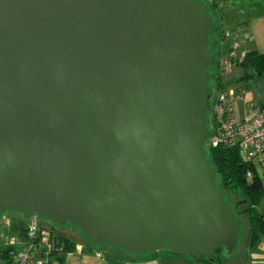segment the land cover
I'll use <instances>...</instances> for the list:
<instances>
[{
  "label": "water",
  "instance_id": "1",
  "mask_svg": "<svg viewBox=\"0 0 264 264\" xmlns=\"http://www.w3.org/2000/svg\"><path fill=\"white\" fill-rule=\"evenodd\" d=\"M212 26L200 0H0V221L231 256L247 206L206 149Z\"/></svg>",
  "mask_w": 264,
  "mask_h": 264
},
{
  "label": "built area",
  "instance_id": "2",
  "mask_svg": "<svg viewBox=\"0 0 264 264\" xmlns=\"http://www.w3.org/2000/svg\"><path fill=\"white\" fill-rule=\"evenodd\" d=\"M251 35L247 28L222 29L217 47L216 66L222 85L214 87L210 100L209 120L214 137L208 142L213 147L237 150L249 165L248 180L255 175L264 181V106L254 108L245 116L236 112L244 101L246 88L226 84L225 78L250 52ZM2 249L9 250L5 264H60L53 258L63 247L55 241L52 233L42 230L38 219L11 221L6 215L0 221ZM85 248L77 244L75 254ZM96 257L102 259L101 252Z\"/></svg>",
  "mask_w": 264,
  "mask_h": 264
},
{
  "label": "rangeland",
  "instance_id": "3",
  "mask_svg": "<svg viewBox=\"0 0 264 264\" xmlns=\"http://www.w3.org/2000/svg\"><path fill=\"white\" fill-rule=\"evenodd\" d=\"M209 3L210 0H203ZM221 11L211 10L213 17V26L210 33V51L215 53L219 45V35L222 29H230L234 23H242L251 19L256 13L264 12V0H217ZM239 24L237 26H240ZM211 70L218 73L216 64L211 66ZM217 79L211 82L214 93V86ZM218 184H221L218 179ZM228 201L234 206L238 205L243 196L238 192H228ZM259 210L264 212V198L259 205ZM6 218L11 221L23 220L25 217L17 212H7ZM242 223L241 234L237 248L231 256L220 255V257H203L193 254H179L167 249H160L155 252H149L144 255L130 254L119 248L109 245L93 246L88 240L64 226L55 228L54 224L47 219L38 218L42 230L51 232L55 228V235L74 239L78 244L83 245L85 251L82 255L70 254L67 258V264H264V246L261 253L250 254L249 237L250 228L245 215H240ZM2 238L0 237V250L2 249ZM101 252L103 258H97L96 253ZM0 251V264H5Z\"/></svg>",
  "mask_w": 264,
  "mask_h": 264
},
{
  "label": "trees",
  "instance_id": "4",
  "mask_svg": "<svg viewBox=\"0 0 264 264\" xmlns=\"http://www.w3.org/2000/svg\"><path fill=\"white\" fill-rule=\"evenodd\" d=\"M200 1L204 2L203 0ZM204 4L209 7L211 15V10L221 11V7L217 0H210L209 3L204 2ZM236 27L247 28L248 22ZM212 55H214L215 58H218L217 51L212 53ZM238 66L244 71V75L239 81L251 83L264 75V53L250 50ZM211 72L213 74H217L215 71L211 70ZM215 79H217V81L214 87L222 85V80L219 76ZM211 90L213 93L212 87ZM210 128L212 129L211 124ZM206 149L211 164L218 170L217 184L219 181L218 179H220L221 184L219 183L218 186L225 190L227 200H229L227 195L228 192H238L243 196L241 202H239L236 206H234L230 201L228 202L234 209H237L241 205L247 206V210L244 213L239 214L238 218L240 215H245L247 217L250 228L248 246L250 254L253 255L261 253V248L264 246V212L259 210V205L264 198L263 181L257 175H255L251 181L248 180L247 171L250 167L237 150L225 147H213L208 144ZM51 233L53 237H55V241L58 245L63 247V250L59 254H56L53 258L57 259L60 264H67V257L70 254H75L76 245L78 243L72 238H68L60 234L55 235V228L51 231ZM0 251L2 252L1 257L3 259H8L9 250L1 249Z\"/></svg>",
  "mask_w": 264,
  "mask_h": 264
},
{
  "label": "crops",
  "instance_id": "5",
  "mask_svg": "<svg viewBox=\"0 0 264 264\" xmlns=\"http://www.w3.org/2000/svg\"><path fill=\"white\" fill-rule=\"evenodd\" d=\"M245 22H248L247 29L252 39L248 46L249 49L264 53V12L254 14L251 19L245 20L243 23ZM239 24L234 23L231 28ZM243 75V69L237 66L225 78V82L229 85L243 86L246 88L244 101L240 102L236 107V112L240 117L245 116L254 108L264 106V75L251 83L239 81Z\"/></svg>",
  "mask_w": 264,
  "mask_h": 264
}]
</instances>
